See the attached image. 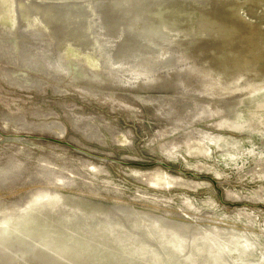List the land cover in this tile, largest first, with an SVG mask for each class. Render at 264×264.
I'll list each match as a JSON object with an SVG mask.
<instances>
[{
	"label": "rangeland",
	"instance_id": "374dc122",
	"mask_svg": "<svg viewBox=\"0 0 264 264\" xmlns=\"http://www.w3.org/2000/svg\"><path fill=\"white\" fill-rule=\"evenodd\" d=\"M237 1H245V4L242 6ZM237 1L224 0L215 3L211 11L208 9L205 11V15L201 12L194 13L192 17L198 19V29L204 30L203 35L198 32L185 35L178 33L182 28L189 30V25H192L188 14L192 2L175 0L162 7L164 12L160 20L167 23L162 25H165L164 30L171 36L168 43L171 53L165 60L151 66L154 75L149 76L150 88L164 86L174 89L175 80L180 86L195 85L194 91L202 93L206 101L198 103L205 107L201 115L223 112V107L217 105L222 99L241 100L246 97L237 107L242 116L238 122H228L224 116L197 121L191 125L192 128L218 134L204 137L196 131L202 138L194 136L187 138L182 143L184 147L179 148L174 154L169 155L162 144L172 138H184L185 131L158 137L161 126L159 121L153 119V115L156 117L160 115L155 112L157 104L151 107L145 102L150 96L161 95L160 92L135 91L133 96L129 95V99L121 98L125 104L123 107L114 109L99 102L95 97L83 99L76 91L54 94L50 87L39 92L0 83V150L4 147L5 151L4 154L0 152V186L15 183L0 188V199H7L0 201V223L23 218L30 208L38 206L39 202L36 201L38 198L43 199L42 202L45 204L58 200L57 212L64 217L72 218L77 224L85 225L84 223L91 220L95 222L107 220L108 215L105 213L110 211L119 213L120 216L133 212L138 217L141 216L143 221L138 220L137 224L142 226L149 224L150 218L163 217L171 225L197 226L208 231L231 232L256 245V250L244 264L264 260V201L252 202L245 199L253 195L264 198V174L258 178L254 177L256 171L264 170V101L256 104L258 100L264 98V80L259 82L256 78L259 69L264 68V0ZM153 10L155 9L149 8V11ZM174 17L182 23L171 27L168 22ZM210 21L218 23L220 25L218 29H209ZM94 26L95 22L92 28ZM105 48V43L101 42L98 50L102 54ZM83 49L67 42L63 54L70 52L78 61L91 65L87 68L74 64L78 72L83 71L78 74L92 78L102 77L105 79V85H114L118 80L113 75H118L112 73L111 78H108L107 72L102 70L104 54L102 58L97 54V49L95 51ZM52 57L60 59V56ZM197 59L203 62V67L199 70H196L194 63ZM70 66L71 64L68 67ZM162 66L168 68L170 76L158 71ZM93 69H101L102 72L95 75ZM97 96L101 99L105 97ZM168 100L174 102L179 99ZM181 100L192 103L198 101L192 98ZM61 104L67 105L68 108L74 107V112L93 117L90 122L94 126H90L87 131V138L91 140L85 139L73 130L71 125L74 120L69 118L70 122L66 121L64 115L67 112ZM3 109L6 110L5 117L17 128L26 129L40 125L56 132H60V129L65 131L59 136L60 139L50 138L47 134L34 130L15 132L10 125L3 126L2 123L8 124L7 121L1 122ZM171 109L174 112V105L167 107L165 111L169 113ZM36 110L40 111L37 117L34 116ZM42 112H47V115ZM18 113H23L29 122L20 124L17 120ZM78 117L80 116H77V120H80L81 117ZM56 118L60 122L56 121ZM41 122L42 124H39ZM112 131L115 132L114 135ZM93 133L97 135L93 136ZM127 137H130L131 141L128 142ZM224 141L230 143L222 147L221 143ZM12 153L19 158L17 160L7 158ZM38 158L49 160L57 167H49L45 162L38 165L36 164ZM160 161L166 165L163 166ZM163 170L167 172L164 174ZM22 174L29 176L30 181L33 178H42L49 184L62 185L64 188L40 190L36 195H32L30 201L24 203L28 195L25 191L33 185L16 183L17 177ZM162 174L164 177L158 176ZM138 178H148L149 184L154 183L156 178L158 180L163 178L168 180L169 184L154 183L156 186H149L139 182ZM175 183L177 185H174ZM70 187L73 190L68 189ZM193 187L195 189H192ZM228 194L231 197H227ZM60 208L63 211L59 212ZM64 209H68L69 212L65 213ZM181 210L193 214L204 211L216 217L224 213L231 215L219 221L223 224L204 225L191 221L190 215H186L188 220L179 218ZM235 214L248 215L255 219L248 221V218L237 217ZM101 216L103 217L101 220L94 219ZM36 237L42 241L41 236ZM50 249L56 252L55 245H51ZM16 252H21L20 255L25 259L26 248L13 247L0 250V263L10 261L11 258H13L11 261H17L20 257ZM31 263L36 262L28 264Z\"/></svg>",
	"mask_w": 264,
	"mask_h": 264
},
{
	"label": "water",
	"instance_id": "95a60500",
	"mask_svg": "<svg viewBox=\"0 0 264 264\" xmlns=\"http://www.w3.org/2000/svg\"><path fill=\"white\" fill-rule=\"evenodd\" d=\"M172 1L175 0H0V83L39 92H43L46 87H50L54 94L76 91L83 99L95 97L99 102L107 104L114 109L123 107L125 104L121 98L127 97L129 99V95L133 96V92L135 91L160 92L161 95L150 96L148 97L149 99H145V102L150 103L148 101H151L152 103L150 104H157L155 105V112L160 115L159 117L153 115V119L157 122L159 121L158 123L161 126V129L158 131V137L162 138L185 131L184 138H172L170 141L162 144L163 149L167 150L169 155L174 154L179 148L184 147L182 143L187 138H192L193 136L195 138H202L198 132L191 130L192 124L200 120L228 115L244 99H222L218 101L217 105L223 107V112H212L209 115H201V111L205 107L203 108L202 104L198 103H204L203 101L205 100L202 93L194 91L195 85L180 86L176 80L174 89H170L171 87L165 88L164 86L149 88L145 86V82L136 84L137 81H143L147 78L145 71H141L140 68L136 69V65L145 60L147 61L148 58H151L152 61L162 58L165 59L171 53L169 51L170 48L164 45L162 38H157L154 30H151L149 20L154 16L150 15L149 8L157 9ZM179 1L191 2L192 0ZM98 2H100L99 5L97 4ZM119 7L121 8L119 9ZM93 10H95L94 14ZM189 11L191 16L194 13H199L193 9ZM93 22H95L96 26L92 28ZM209 23L211 24L209 29H218L220 26L216 22L210 21ZM97 39L106 45L104 52L105 61H103V65L105 66L101 63L102 67H104L101 68L107 72L108 78L111 77L107 63L116 68L118 65L124 70L122 73L117 74L118 76L115 75V78L119 82H114L115 84L109 85L108 88L107 85L97 86L90 83L78 82V80L72 77L71 70L73 69L67 66H65V71H61V68H64V66H61V63L67 57L65 52L63 54V49H65L67 42L80 46L82 49L84 48L83 50L89 48L95 51L100 44V42H97ZM50 52H52L53 56H60V59L50 60L49 64L46 60V53L49 54ZM97 53L102 57L99 50ZM177 56L179 57V55ZM178 57L177 60L179 59ZM194 63L196 70L203 67V62L199 59L194 60ZM158 71L161 74L165 73L166 76H170V71L166 66H162ZM28 78H36L39 82L33 80L27 82ZM256 78H258L257 80L259 82L264 80V68L259 69ZM40 80L42 83H40ZM129 82L133 83L129 84ZM132 85L134 86L130 87ZM110 90L116 93L113 98L110 97ZM89 92L104 95L105 97L101 99L94 94L90 95ZM168 98L185 100H191L192 98L198 101H195L196 103L181 100L171 102ZM171 105H174V113L172 114L165 111ZM63 107L67 112L64 115L66 121L68 120L70 122L69 118L74 120L73 125H71L73 130L85 139L91 140L87 138V131L90 126H94L90 122L93 117L85 116L81 112H74L75 109L72 106L68 108L64 104ZM161 110H164L162 111L163 113H161ZM34 114L37 117L40 111L36 110ZM17 115H19L17 120L20 124L29 122L23 113H18ZM77 116L81 117H78L80 120H77ZM2 121L4 120L1 119ZM2 124L4 127H8V124ZM39 124H42V122ZM27 129H33L38 133L47 134L48 137H53V139H60V135L49 127L37 125L33 126V128L28 127ZM97 134H99V130ZM97 134L93 133L92 135ZM112 134L114 135L115 132L112 131ZM15 137L23 138L20 136ZM168 157L170 158V156ZM159 163L163 166L166 165L161 161ZM73 172L77 173L76 170H73ZM263 174L264 170L262 172L261 170L256 171L254 177L258 178ZM86 179L90 180L89 178ZM16 181V183H20L21 185L32 184L29 176H23V174L17 177ZM138 181L150 186L148 178H138ZM174 185L177 184L175 183ZM192 189L195 188L193 187ZM228 195L227 197L231 196ZM245 199L252 202L264 201V198L256 195L248 196ZM60 209L59 212L63 211L62 208ZM41 211L43 210L41 209ZM64 212L67 213L69 210L64 209ZM46 213L50 215L48 212ZM105 214L108 215L106 218L111 221H117L118 218L124 220L123 215L120 216L119 213H115L114 211ZM51 215H55L54 212ZM41 216H45L44 211ZM94 219L101 220L103 217H96ZM27 241L28 247L35 246V252L27 255V253H30V251H27L25 259L22 258L23 255H20L21 252H16L20 257L17 261H11L13 259L11 258L10 261H5V263L0 264H28L36 258L35 256H37L36 261L39 264H79L70 255L63 256L62 258H68L62 260L59 256L61 254L48 251L43 246L31 242L32 240Z\"/></svg>",
	"mask_w": 264,
	"mask_h": 264
},
{
	"label": "bare ground",
	"instance_id": "6f19581e",
	"mask_svg": "<svg viewBox=\"0 0 264 264\" xmlns=\"http://www.w3.org/2000/svg\"><path fill=\"white\" fill-rule=\"evenodd\" d=\"M222 1L224 0H192L191 1L192 3L189 5L190 7L189 10L193 9L205 15V11H207V9L211 11L212 5H214L215 3H220ZM237 2H239L242 6L245 4V1L243 2L237 1ZM120 8L121 7H119V9ZM94 12L95 10H93V14ZM163 12L164 10L162 7H159L153 11H149L150 15L154 16L151 17L150 19L151 21L150 27L151 30H154V33L157 34L156 37L162 38L164 45L170 48V46H168V43L171 41V36L168 33V31L164 30L165 25H167V23H162L160 20ZM254 13H256V11ZM200 15L202 14H199V16ZM189 18L192 22V25H189L190 29L185 30L184 28L182 29L178 28L180 29L178 33L181 35H185L189 33L195 34L196 32L204 34L205 32H202L204 30L200 31L198 29V19L193 18L191 15L189 16ZM180 23L182 22L174 17V19H171L168 22V25H170L171 27H175L180 25ZM260 29L263 30L262 27ZM150 39H152V37H150ZM95 41L94 43H96ZM97 42L101 43V41H99L98 39ZM96 49L98 51L99 46ZM87 50H89V48H87ZM104 52L105 50L102 51V54H104L105 56ZM168 55H170V53ZM66 56H65L66 59L63 61V63H61V66H64L65 68V66L68 67L71 64L70 68L73 69L71 70L72 77L78 80V82L90 83L97 86L105 85L106 83L105 79H103L102 77L92 78L85 76L83 74L80 75L78 73L83 71L78 72V70L75 69L74 67L75 66L74 64H78L80 66L83 65L87 68L91 67V65H86L85 62L78 61V58L75 57L70 52H67ZM53 59L55 58L52 57L51 52L49 54L46 53V60L48 63L50 62V60ZM161 60H165V59L162 58L156 61L155 60L152 61L151 58H148L147 61L145 60L144 62L136 65L137 67L135 68L136 69L140 68L141 71H145L147 77L146 80L137 81L136 84H142L145 82L146 83L145 86L150 88L151 85L149 82L151 81V78L149 80V76L154 75L151 66H153V64H156L158 61ZM51 62L53 63V61ZM107 66L110 76H112L113 74H118V73L120 74L124 71L118 65H117L118 68H111L113 65L108 63ZM64 68L63 71H65ZM101 72H102L101 69H93V73L95 75H99ZM31 80L35 82H39V80L36 78L35 79L28 78L27 82ZM32 82L30 83L33 84ZM40 83H42L41 80ZM131 83L133 82H129V84ZM133 86L134 85L130 87ZM109 92L112 97H114V95L116 94L112 90H110ZM91 93L96 96L98 95L93 92ZM244 98L246 97L244 96L242 99ZM261 101H264V98L258 100L256 104L260 103ZM148 102L152 103L151 101ZM150 103H148V106L152 107L153 104ZM5 111L6 110L4 109L1 111V119L7 121L8 125H10L13 131L15 132H19L21 130L29 131V132L33 131V129H27V128L23 129L20 127L17 128L15 125H12L10 120L7 117H5ZM172 111L173 109H171L169 113L170 114L174 113ZM42 114L46 116L47 112H42ZM224 118L228 122L236 123L242 118L241 111L239 110V108H237L233 110L232 113L228 115H224ZM56 121L60 122L58 118H56ZM60 130H61L60 132H56V131L54 132L62 136L65 129H60ZM191 130L194 132L195 131L200 132L204 137L207 136L210 137L212 135L218 134V133L210 132L208 130L201 132L197 130V128L195 127L191 128ZM221 136L225 137V135H221ZM129 138L130 137H127L128 142L131 141ZM228 143L230 142L224 141L221 143V146L223 147ZM103 145H105V143H103ZM2 149L0 150V152L1 154H4L5 151L4 149L3 150ZM12 149L14 148L12 147ZM7 158L17 160L19 157L18 155L12 153V155L7 156ZM19 161L22 162L26 160H19ZM44 162L46 163V165L48 164L47 166L49 167L52 166L57 167L54 163L50 162L49 160L48 161L42 160L40 158L36 159V164L38 165H41V163ZM163 171L164 174L167 172L166 170ZM164 174L158 176L164 177ZM31 182H32L31 185H33V187L25 191L28 195L24 203L30 201L32 199V195H36L37 192L40 190L43 191L44 189L47 190L56 187L57 189L61 190L64 188L62 185L49 184L48 182H45L42 178H33ZM154 183L168 185L169 181L163 178L160 180L156 178L154 179ZM154 183L152 182L150 183V185L156 186ZM12 184L15 183H9L7 186ZM7 186L6 185L0 186V188H6ZM68 189L73 190V188L71 187ZM91 194L94 195V193H89V195ZM169 197H173V196H169ZM42 200L43 199L38 198L36 200L39 202L38 206L35 208H30L23 218L18 219L16 221H5L0 223V246H1L0 250L4 251L6 249H10L13 247H24L26 248V253L27 251H30L29 254L27 253V255H30L33 252H35L34 251L35 246L32 245L31 247H28L29 245H27L26 242H28L27 240H32L31 242H34L35 244H39V246L40 245L43 246V248L47 249L48 251H51L50 249L51 245H55L56 253L61 254L59 256L63 257L70 255L74 257V260L79 261L80 264L82 263L81 261H87V263L90 264H244L248 261L250 254L256 250V245L249 243L244 238H239L235 236L231 232H218L215 230L208 231L202 227H197V226L189 227V226L171 225L163 217L150 218L148 219L149 224L145 226L138 225L137 221L138 220L143 221V220L141 216L138 217L133 212L125 214L124 220H120V218H118L117 221H111L110 219H107L104 221L95 222L91 220L87 223H84L85 225L79 223L77 224L76 221L73 220L72 218L64 217L57 212L58 200H56L51 204H45L42 202ZM0 201H7V199L2 198L0 199ZM41 209L44 211L45 216H41L43 213ZM46 212H48L50 215H47ZM53 212L55 215H51ZM190 213L187 211H182L179 218L188 220V217L186 215H190L189 219H191V221H193L194 223H204V225H208V223L223 224V223H219V221L222 220V218L223 219L228 218V215H231L224 213V214H219L216 217L213 216L212 213L210 214L204 211L194 214L193 213L190 214ZM235 215H237V217L244 216V215L238 216V214ZM235 215L233 216L234 218ZM244 217L248 218V221L255 219L254 217L248 215ZM74 218L79 220V218L77 217ZM37 235L41 236L42 241L39 240L38 237H36ZM82 240H84V242ZM52 252L54 251L52 250ZM35 257L36 258H34L32 262H36L34 264H39L36 261L37 256ZM253 264H264V260L255 262Z\"/></svg>",
	"mask_w": 264,
	"mask_h": 264
}]
</instances>
